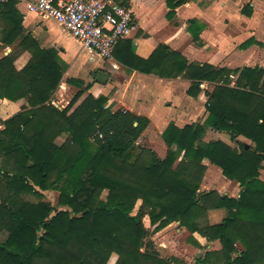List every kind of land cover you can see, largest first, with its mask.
<instances>
[{"label":"trees","instance_id":"obj_1","mask_svg":"<svg viewBox=\"0 0 264 264\" xmlns=\"http://www.w3.org/2000/svg\"><path fill=\"white\" fill-rule=\"evenodd\" d=\"M0 43L17 45L0 60V101L27 99L31 107L0 133V236L9 234L0 242V264H108L113 255L115 264H170L147 241L146 217L154 233L179 223L220 242L221 249L207 252L198 264H264V69L189 63L166 46L142 59L131 41H121L114 58L130 73L183 76L192 80V97L200 94L201 83L214 86L205 124L169 125L162 135L169 151L161 159L137 145L147 118L111 112L107 98L88 94L80 80H68L81 90L64 111L52 106L66 68L55 50L42 49L25 33L14 1L0 3ZM23 51L31 60L18 71L14 63ZM209 128L227 134L238 149L223 141L205 144ZM63 134L67 139L58 146ZM206 159L239 183V198L201 192ZM49 191L59 193L56 205L45 201L43 192ZM216 210L227 216L211 224L209 213Z\"/></svg>","mask_w":264,"mask_h":264},{"label":"crops","instance_id":"obj_2","mask_svg":"<svg viewBox=\"0 0 264 264\" xmlns=\"http://www.w3.org/2000/svg\"><path fill=\"white\" fill-rule=\"evenodd\" d=\"M120 2H126L134 12L135 27L126 41L132 42L134 54L142 59H149L159 46H166L184 56L189 63L230 70L264 69V0ZM169 2L176 6L175 9L170 7ZM15 3L22 16L25 33L32 36L42 49L55 50L60 63L66 68L62 83L51 101L57 110L64 111L81 90L69 84L68 80H80L83 82L82 89L89 88L88 94L96 99L107 98L106 108L111 112L129 111L147 118L150 124L137 145L142 144L141 147L154 151L161 159L169 151L162 138L169 125L174 124L182 129L191 125H204L207 121V94L213 91L212 84H208L207 89L200 88V94L192 97L189 94L192 80L183 76L161 78L136 71L130 73L114 58V53L111 59L103 58L97 52L84 48L54 19L32 14L24 4ZM170 13L175 15L170 16ZM192 32L198 33L200 42L194 41ZM16 46L5 48L0 43V60L14 53ZM30 60V53L23 51L17 56L14 66L20 71ZM236 79L237 77L234 81ZM30 109L27 99L17 102L0 101V133L5 130L7 121ZM66 139L67 135L63 134L58 138L57 145H61ZM212 141H223L238 149L237 143L232 142L227 134L209 128L203 142L208 144ZM238 141L251 145V141L244 137H239ZM1 163L0 155V167ZM203 164L207 170L201 192L218 191L222 195L239 198V183L227 179L222 170L209 160H204ZM260 179L264 181V170L260 171ZM0 192L4 195L2 187ZM45 193L48 192H43ZM55 193L59 195L58 192ZM226 216V210H216L210 212L209 220L211 224H218ZM174 226L178 228V224L175 223ZM177 231L186 233L185 229ZM8 235L5 231L1 233L0 242H4ZM194 238L200 249L195 248L193 252L198 253L204 248L207 251L221 249L218 241L208 242L199 234H195Z\"/></svg>","mask_w":264,"mask_h":264},{"label":"built area","instance_id":"obj_3","mask_svg":"<svg viewBox=\"0 0 264 264\" xmlns=\"http://www.w3.org/2000/svg\"><path fill=\"white\" fill-rule=\"evenodd\" d=\"M24 4L28 12L61 24L84 48L111 59L134 30V12L116 0H0ZM235 79L234 76H232ZM207 82L200 88L207 89Z\"/></svg>","mask_w":264,"mask_h":264},{"label":"rangeland","instance_id":"obj_4","mask_svg":"<svg viewBox=\"0 0 264 264\" xmlns=\"http://www.w3.org/2000/svg\"><path fill=\"white\" fill-rule=\"evenodd\" d=\"M202 190L203 189L201 185V191ZM58 197H59L58 194L51 191L44 194V199L46 201L51 202L53 205L57 204ZM106 198H107V192L105 191L102 195V199L105 201ZM141 204H142L141 201L137 203L136 208L133 212L134 215L138 213ZM222 212L224 213L225 211ZM144 223L150 231V237L147 241L149 242L153 240V242L155 243L154 245H156L155 248L159 252L161 258L168 260L170 264H198V260L202 258L207 252H210L207 251L206 248H204V250L201 249L200 252L198 253L193 252L195 251V248L200 249L199 248L200 246L199 247L194 246L192 243V242H197L196 239L194 238V235L197 233L191 234L185 228L180 227L179 223H176L178 224V228H176L174 226L175 223H173L168 227H166L164 230L160 231L159 233H154V227L151 226L148 217L145 218ZM178 229H185L186 233H179L177 231ZM192 248H194V250ZM117 259H118L117 255H113L108 264H115Z\"/></svg>","mask_w":264,"mask_h":264}]
</instances>
